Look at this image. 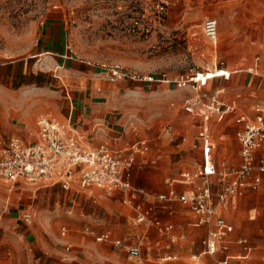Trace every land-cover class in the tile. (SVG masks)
Masks as SVG:
<instances>
[{"label":"rangeland","instance_id":"1","mask_svg":"<svg viewBox=\"0 0 264 264\" xmlns=\"http://www.w3.org/2000/svg\"><path fill=\"white\" fill-rule=\"evenodd\" d=\"M208 17L219 21L217 45L204 34ZM53 25L63 29L67 51L54 63L43 64L39 43ZM221 62L241 69L222 98L242 93V109L248 111L264 105V0H0V69L5 67L0 80V136L33 139L42 115L66 121L72 112L77 120L85 96L93 101L88 109L116 122L127 140L151 139L149 160L136 174L149 183L147 191L157 200L168 181L193 167V158L200 156L194 147L199 120L184 104L197 107L205 101L204 93L218 89L212 84L196 89L179 81L196 72L215 71L216 65L224 67ZM112 68L120 71L114 81L107 79ZM168 122L174 124V140L161 134ZM233 126L230 122L217 134L233 133ZM180 141L184 143L178 145ZM239 148L233 146L235 164ZM220 172L213 176L217 188H222L218 180L224 171ZM181 185L184 190L191 184ZM24 186L20 196L0 180L1 264H80L75 252L67 253V241L72 242V250L84 249L79 255L94 260L90 264L238 263L236 245L228 254H201L199 241L208 232L193 226L194 212L179 201L160 203L166 208L158 212L163 222L172 220L173 240L172 232L165 234L139 222L132 208L111 195L96 189L82 194L80 209L87 214L83 220L130 242H142L140 262L112 243L88 244L86 240L94 239L80 232L77 220V230L63 236L68 198L62 193L59 201L55 187ZM247 200L257 209L249 214L247 208L235 211L234 218L242 234L258 245V262H264V226L261 232L247 227L258 220L260 209L264 211V183ZM22 207L34 209L33 224L12 217Z\"/></svg>","mask_w":264,"mask_h":264},{"label":"built area","instance_id":"2","mask_svg":"<svg viewBox=\"0 0 264 264\" xmlns=\"http://www.w3.org/2000/svg\"><path fill=\"white\" fill-rule=\"evenodd\" d=\"M203 30L205 36L217 45L218 19L206 18ZM215 70H218L217 76H229L228 70L221 66L216 65ZM219 71L223 73L219 74ZM210 72V70L196 72L180 79L179 83L190 84L199 89L214 77L209 76ZM119 74L120 71L112 68L107 72V79L114 81ZM129 76L133 79L138 77L135 74ZM221 94L222 90L204 93L206 99L197 107L192 102L184 104V109L199 120L197 137L202 140L203 159L193 167L183 169L178 178L169 180L168 189L156 196L160 202L180 201L187 204L199 217V224L215 222V226L208 231L203 240L204 252L212 255L229 250L228 235L233 229L220 214L219 206L226 202L228 197L241 195L250 178L253 179L252 187L257 188L264 174V154L258 153L264 146V109L257 107V118L254 119L250 114L239 111L237 100L223 99ZM233 113H237L236 121L240 124L236 136L241 144V162L238 167L231 168L228 175H224L230 176L231 179L225 189L217 194V198H214L210 176L217 173L218 169L212 157V150L215 147L212 134L216 124ZM175 132L174 124L168 122L162 127L161 134L174 140ZM149 149L150 143L145 137L126 144L121 150H114L107 142L92 146L71 120L65 121L42 115L37 120V133L33 142H25L16 135L0 138V179L10 184L22 182L39 186L60 183L66 189L100 188L107 194L121 193L125 201L132 203L139 197L147 195L145 188L133 184L132 173L136 154L147 152ZM178 184H196L197 188L186 193L177 188ZM135 207L140 219L148 217L151 213V210H143L140 203ZM74 213L72 208L67 210L69 215ZM80 216L86 219L87 214L82 212ZM35 218V211L31 207L23 209L20 213V220L26 225L33 224ZM153 222L162 233L170 234L173 230L172 223H164L158 218L153 219ZM81 231L97 242L125 246L130 257L143 261L141 243H126L122 238L116 237L110 229L99 230L89 222L83 224ZM69 232L70 226L63 223L62 235L65 236ZM238 243L243 249L250 248L246 238L239 239ZM171 257L169 255L165 259Z\"/></svg>","mask_w":264,"mask_h":264},{"label":"crops","instance_id":"3","mask_svg":"<svg viewBox=\"0 0 264 264\" xmlns=\"http://www.w3.org/2000/svg\"><path fill=\"white\" fill-rule=\"evenodd\" d=\"M59 26L53 25V27L51 26V29L49 31L48 34L45 35V38H42V40L39 43V52L38 55H45L44 60L42 61L43 64H52L55 61L58 60V56H64L66 50V40H65V36H64V32L63 29H59ZM224 69L228 70L229 76H223V75H219V76H214L211 79L208 80V84H212L215 88L218 87L217 90H222V94L225 92L226 88L228 87L229 81L232 79L233 75L235 73L240 72L241 69L238 68H230V66L228 64H224ZM4 69L5 67H3V70L0 69V80L1 77L3 78L4 76ZM249 70H252V68H249ZM217 78L216 81H214ZM221 94V95H222ZM223 97V95H222ZM229 99H235L237 100L238 103V107H239V111L240 112H246L248 114L251 115L252 118H257V107H261L264 109V105H260V104H256L253 106V108L250 109V111L248 110H243L242 109V93H236L230 97H228ZM225 99V98H224ZM82 102V109H81V115L82 117L74 120L72 112H70L69 117H66L67 120H71L72 123H74L75 127L86 136L87 142L92 145V146H97L98 144L102 143V142H107L108 144H110V146L114 149V150H121L123 148H125L126 144H130L142 137H145L148 139L149 143H150V149L147 152L144 153H138L136 154V163L133 169V173H132V182L134 185L136 186H140L145 188V190L147 191V189L150 187L149 183H147L146 180H139L137 179V174L136 172L138 170H140L145 163H147V161L149 160L148 154L151 152L152 150V141L149 137L147 136H140L138 139L135 140H127L126 138H124V134L122 133V131H120L119 129L121 128V126H119L116 122H113L111 120L106 119V117H99L98 115H96L94 113L93 108L91 110H89L88 108H90L91 104L93 103L92 100L87 99L85 96L82 98L81 100ZM72 111V110H71ZM237 118V113H233L228 115L225 120H223L222 122H218L215 126L214 129V133L212 134V140L213 143L215 145V147L212 150V157L215 161V163L217 164V173L213 174L210 176V186L212 188L213 194H214V198H217V194L222 192L226 185L228 184L229 180L231 179L230 176L225 177L224 175H228L227 173L229 172V170L233 167H238L240 165L241 162V157H240V149H241V144L236 136V131L237 129L240 127V124L236 121ZM230 122L234 123V132L232 133L231 131H222L220 134H217L218 130H220V128L225 129L228 125H230ZM36 133H37V121H36V130L34 133V137L33 139H27L24 137H21L22 139H24L25 142H33L36 138ZM12 136V135H10ZM17 136V135H16ZM9 137V136H8ZM0 138H7V137H2L0 136ZM177 138V136H176ZM175 138V139H176ZM196 139L198 141V143H194V147L198 148L200 156L199 157H194V161L195 163L201 162L203 159V144H202V140L199 139L196 136ZM196 141V140H195ZM183 141H180L178 145L183 144ZM240 145L239 151H238V155L237 158L239 160L238 164H235L234 158H232V150H233V146L234 145ZM259 154H264V146L258 151ZM185 169V168H184ZM220 171H224L223 174V178L221 180H218L219 183H221L220 185L222 186V188H217V183L213 180V176H217L219 173H223ZM1 180V179H0ZM3 181V180H2ZM4 183H7L5 181H3ZM201 183V182H199ZM253 183V179L250 178L248 180L247 186L245 187L243 193L241 195H238L237 197H228L226 202H224L222 205L219 206V212L220 214L228 221V223H230L233 227L232 231L229 233L228 235V240H229V244H230V248L227 252L225 253H229L232 248L234 247V245L237 246L238 248V263L237 264H241V263H246V264H250L248 259H252L253 263L255 264H264L263 261L258 262L257 260V251H258V245H256L249 236L242 234V229H238V222H237V218H234V212L238 211L241 212L243 210V208H247V214L251 213L252 211L256 210L257 207L256 206H251V204L249 203V200H247V197L255 191L260 190L262 184L264 183V174H262V179L261 182L258 184L257 188H253L252 184ZM8 186L10 187L9 190L11 192H15V193H19L20 196L21 194L26 190V186L24 185H28L22 182H19L17 184H10L7 183ZM33 186V188H35L36 190L42 188V187H55V189L57 190V194L59 195V201L61 198V195L63 193V198H68V205L65 207V213H66V221L64 223H67L70 226V231H74L76 229V223L74 222V220L79 221V230L81 231V228L83 226V223L87 222V220H83L84 218L80 216V214L82 212H85L83 209H80V202L83 201V197L82 194H86V193H93L96 190H101L103 192H105L104 190L100 189V188H92L90 190H79L76 188H71V189H66L63 188L62 185L59 184H41L39 186L36 185H30ZM183 188V185L178 184L177 188L180 190V188ZM197 185L196 184H191L188 185V187H186V189L184 190H180L182 192H186V193H190L192 190L196 189ZM15 189V190H14ZM168 189V185L167 188L164 190L166 191ZM17 190H19L17 192ZM32 190V189H31ZM30 190V191H31ZM35 190V192H36ZM163 191V192H164ZM106 193V192H105ZM111 195L113 198H116L118 200H120L122 203H124L125 205L129 206L130 208H132L135 213H136V220H138L139 222H147L148 224H151L152 226L156 227V229L161 232L159 230V228L157 227V225L153 222V219L158 218V219H162L161 216L159 215V213L162 211L163 208H166V205H161L160 206V201H157L156 199H151V196L149 194V192L147 191V195L145 196H141L139 197L137 200H135L134 202L130 203L128 201H125V197L123 196V194L121 193H115V194H109ZM57 200V201H58ZM153 200V201H152ZM58 201V202H59ZM178 202V201H176ZM180 202V201H179ZM141 204L142 205V209L143 210H151L150 214H148V217L144 218V219H140L138 216V211L136 209V204ZM166 204H174L175 202H165ZM183 203V202H180ZM185 204V203H183ZM187 205V204H185ZM188 206V205H187ZM189 207V206H188ZM27 207H22L21 209H19L18 214L12 216L13 218L16 217L17 220H20V213L23 209H25ZM72 208L74 210V214L73 215H69L67 214V210ZM190 208V207H189ZM161 209V211H160ZM191 210V208H190ZM160 211V212H159ZM159 212V213H158ZM259 217L257 218L258 220L255 223H250L247 225L248 228H254L256 229V231L261 232V230L263 229L264 226V211H262L261 209L259 210ZM195 220L193 222V226L195 227H201V228H205L207 230V232L212 229L215 226V222L211 221L209 223H201L199 224V217L197 216V214H195ZM251 218L255 219V216H251ZM85 221V222H84ZM162 221V220H161ZM166 222L164 223H172V220H165ZM163 222V221H162ZM90 223V222H89ZM237 223V224H236ZM237 225V226H236ZM94 226V225H93ZM96 227V226H94ZM148 227V226H147ZM97 228V227H96ZM98 229V228H97ZM107 228L101 229V230H105ZM77 230V229H76ZM100 230V229H99ZM83 234V233H82ZM114 234V233H113ZM84 235V234H83ZM115 235V234H114ZM87 236V235H84ZM116 237H120L115 235ZM207 236V233L203 236H201L200 239V244L203 247L202 253L204 252V244H203V240L205 239V237ZM183 237V235H182ZM122 238V237H120ZM173 240L176 239V235L174 232H172L171 237ZM241 238H246L248 239V242L250 244V248L249 249H243L242 246L238 243V240ZM123 240H125L126 243H132V244H136L135 242H130L129 240H127L126 238H122ZM86 242L88 244H96L97 241L94 240V242L90 241L89 239L86 240ZM96 242V243H95ZM141 242V241H140ZM102 243V242H100ZM142 243V242H141ZM68 244H71L72 246L69 247ZM73 244L72 242H68L66 244V250L67 253H72L75 252L74 257L75 259L80 263V264H90L91 262H93L94 260H87L86 257H84L82 255V257L80 256L82 253V251H85L84 249L82 250H75L73 249ZM126 251V247L122 246ZM122 248V249H123ZM65 250V251H66ZM72 250V251H71ZM71 251V252H70ZM80 253V255H79ZM224 253V252H223ZM1 259V258H0ZM65 259V258H63ZM73 259V260H75ZM228 259V256L226 257V260ZM251 260V261H252ZM96 261V259H95ZM142 262V261H140ZM68 264H71V262H67ZM252 263V264H253ZM1 264V262H0ZM24 264H32L31 262H26ZM146 264V263H145Z\"/></svg>","mask_w":264,"mask_h":264},{"label":"bare ground","instance_id":"4","mask_svg":"<svg viewBox=\"0 0 264 264\" xmlns=\"http://www.w3.org/2000/svg\"><path fill=\"white\" fill-rule=\"evenodd\" d=\"M218 70H219V69H218ZM218 70L211 71L210 74H209V76H217L218 73H216V71H218ZM213 72H215V74H212ZM220 73H223V72H222V71H219V74H220Z\"/></svg>","mask_w":264,"mask_h":264}]
</instances>
